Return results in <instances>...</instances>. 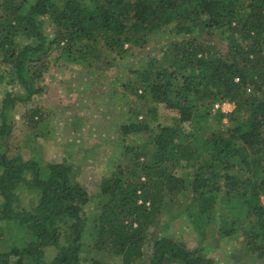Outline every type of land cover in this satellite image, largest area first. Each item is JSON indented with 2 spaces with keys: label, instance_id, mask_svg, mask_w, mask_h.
Wrapping results in <instances>:
<instances>
[{
  "label": "trees",
  "instance_id": "trees-1",
  "mask_svg": "<svg viewBox=\"0 0 264 264\" xmlns=\"http://www.w3.org/2000/svg\"><path fill=\"white\" fill-rule=\"evenodd\" d=\"M0 21V61L10 83L23 89L6 93L0 110V224L7 236L17 234L0 236V264H81L85 234L92 248L130 264L142 255L144 234L157 224L165 194L181 193L196 205L186 218L196 243L189 248L161 235L148 264H212L205 254L223 241H236L244 256L264 261V0H0ZM46 24L54 34L49 42ZM164 31L172 40L160 52L163 61L153 71L130 72L137 83L125 86L140 104L129 107L131 115L145 119L120 126L121 134L146 140L124 146L123 165L102 178L88 226L84 208L90 196L72 181L69 166H42L11 154L9 111L40 92L35 64L53 59L54 51V60L85 64L87 43L113 51ZM202 32L225 42L226 51L198 42ZM142 101L175 111V126H153L157 108L143 112ZM216 103L234 109L211 116ZM224 119L220 131L213 129ZM186 123L210 134L181 131ZM180 161L194 167L187 184L172 174ZM26 190L36 194L35 205H19L18 193ZM211 232L210 247L203 241Z\"/></svg>",
  "mask_w": 264,
  "mask_h": 264
},
{
  "label": "rangeland",
  "instance_id": "rangeland-1",
  "mask_svg": "<svg viewBox=\"0 0 264 264\" xmlns=\"http://www.w3.org/2000/svg\"><path fill=\"white\" fill-rule=\"evenodd\" d=\"M247 1L239 0L240 4H246ZM43 30L47 42L53 40L54 34L49 24ZM197 36L198 42L214 46L219 53L226 51L225 42L218 37H209L203 32ZM171 40L169 32L164 31L149 36L146 43L133 40L122 49L113 51L108 50L101 42H90L87 43L85 64H73L63 59L54 60L56 48L53 47V59L45 57L34 67L41 74V79L36 82L40 92L28 103H15L9 111L10 144L13 151L11 154H19L23 161L35 158L42 166L57 162L69 166L72 181L84 187L90 196L89 204L84 208L88 226L99 205L97 196L102 178L111 174L113 167L123 165L124 146H136L138 138L141 139L140 143L146 140L144 136L124 137L120 131V126L124 124L138 123L145 119L142 113L134 118L129 111L140 105L125 90L128 82L137 83V77L130 72L139 69L153 71L163 58L160 52L166 49ZM246 46L247 43L243 44V48ZM8 75V68L0 61V110L6 93H23L19 85L10 83ZM251 93L253 94L252 90ZM137 94L140 95V92ZM142 103V108L137 107V110L141 108L144 112L148 107L157 108L158 119L153 126L172 127L177 123L175 111H169L162 105L148 104L146 101ZM214 105L211 116L217 111ZM231 106L234 109V105ZM32 120L37 123L33 125ZM226 122L224 119L222 125L213 129L220 131ZM179 128L187 133L193 131L188 123L180 125ZM193 133L196 137L206 138L210 131L204 135L196 131ZM179 165L182 167L175 168L172 174L187 184L194 167H185L182 161ZM18 195L19 205H35L37 197L32 191H21ZM261 202L264 205V196L261 197ZM195 210L196 205H188L182 193L177 196L165 194L157 224L149 227L144 234L142 255L133 259L130 264H148L153 243L161 235L173 236L189 248L194 247L195 235L187 228L186 218L188 213H194ZM10 232L7 236L6 226L0 224L1 240L17 236L15 231ZM213 237L211 232L203 243L211 247L215 243ZM82 243L79 253L81 264H90L94 259L103 264H122L120 257L92 248L90 236L85 234ZM219 246V249L207 251L205 254V259L211 260L212 264H264V261L244 256L236 241H223ZM222 247L224 250H220ZM47 255L50 259L54 253L50 251Z\"/></svg>",
  "mask_w": 264,
  "mask_h": 264
},
{
  "label": "crops",
  "instance_id": "crops-1",
  "mask_svg": "<svg viewBox=\"0 0 264 264\" xmlns=\"http://www.w3.org/2000/svg\"><path fill=\"white\" fill-rule=\"evenodd\" d=\"M232 109H233V107L231 106V104L228 103V104L222 106V107L220 108L219 111H220L221 113L228 114L229 111L231 112Z\"/></svg>",
  "mask_w": 264,
  "mask_h": 264
},
{
  "label": "built area",
  "instance_id": "built-area-1",
  "mask_svg": "<svg viewBox=\"0 0 264 264\" xmlns=\"http://www.w3.org/2000/svg\"><path fill=\"white\" fill-rule=\"evenodd\" d=\"M246 92L249 93V92H250V89H247ZM226 104H228V103H222V104H218V103H216V104L214 105V108H215L216 110H220V108H221L222 106L226 105ZM229 104H230V103H229ZM229 112H230V111H229Z\"/></svg>",
  "mask_w": 264,
  "mask_h": 264
}]
</instances>
